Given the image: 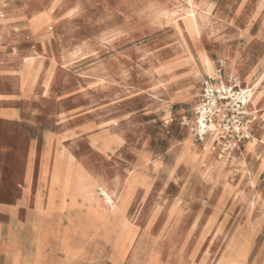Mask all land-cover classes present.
Wrapping results in <instances>:
<instances>
[{
    "label": "rangeland",
    "instance_id": "1",
    "mask_svg": "<svg viewBox=\"0 0 264 264\" xmlns=\"http://www.w3.org/2000/svg\"><path fill=\"white\" fill-rule=\"evenodd\" d=\"M260 3L205 0L208 12L200 36L178 38L172 19L182 20L183 0H0V48L8 65L0 92L15 94L19 66L31 59L42 83L49 86L44 84L43 95L42 87L37 88L36 101L9 102L4 108L21 112L25 124L38 127L60 119L57 132L72 129L68 146L82 161L69 157L62 208L69 196L72 206L81 199L80 207L87 212L67 215L74 232L59 240L60 251L61 242L79 247L82 237L92 252L89 264L117 260L114 247L123 229L106 219L99 194L91 204L78 191V174L88 168L111 183L139 180L129 217L135 225L134 244L144 246L141 256H148V264H223L222 258L233 249L243 252L244 264H264ZM156 5L173 17L158 16ZM50 8L51 30L31 33L34 12ZM236 14L238 18H232ZM199 50L216 62V77L194 79L191 66ZM224 50L241 68V86L229 79ZM248 85L256 89L257 108L245 107L240 100L241 88ZM204 111L205 124L215 129H207L202 137L194 122ZM4 127L9 136L1 134L0 144H9L10 155L16 154L13 149L21 150L17 161H9L11 184L21 177L28 138L18 125ZM102 135L118 137L120 144L110 145L105 153L103 142H94ZM252 137L256 143L249 151ZM204 138H215L208 154ZM14 202L0 195V206ZM64 254L66 259L80 256ZM130 257L116 264H135Z\"/></svg>",
    "mask_w": 264,
    "mask_h": 264
},
{
    "label": "crops",
    "instance_id": "2",
    "mask_svg": "<svg viewBox=\"0 0 264 264\" xmlns=\"http://www.w3.org/2000/svg\"><path fill=\"white\" fill-rule=\"evenodd\" d=\"M1 39L0 34V43ZM222 55L228 57L229 50H224ZM6 60L4 49L0 48V78H4V71L8 67ZM41 76L38 73L32 88L22 89L17 84L14 95L0 92V135L9 136L4 126L11 124L18 125L22 135L26 133L28 138L26 149L21 155V177L11 184L8 180L9 161H17V153H21V150L13 149L16 154L10 155L9 144H0V164H3L0 167V195L4 199H15L14 204L4 203L0 206V215L4 219L0 222V264H89L86 255L66 259L65 254L59 250V241L55 239L57 234L60 236L64 232H74L67 215L87 212L85 207H80L81 199L72 206L69 196L65 198L66 208H62L65 173L70 166L69 156L72 155V148L68 145L73 140L74 132L69 128L57 132L61 127L57 117H54L52 126L38 127L34 122L25 124L21 112L4 108V104L9 102L36 101L37 88L42 87L43 95L45 85ZM30 117L33 121L36 119L35 116ZM56 169L61 174L58 185L53 181ZM83 243L87 249V239L83 241L80 237L81 248ZM140 258L146 259L142 256Z\"/></svg>",
    "mask_w": 264,
    "mask_h": 264
},
{
    "label": "bare ground",
    "instance_id": "3",
    "mask_svg": "<svg viewBox=\"0 0 264 264\" xmlns=\"http://www.w3.org/2000/svg\"><path fill=\"white\" fill-rule=\"evenodd\" d=\"M204 3H205V0H183L182 11L184 14L180 16L182 20L179 21L176 17L172 19L173 26H174V33L178 38H185L186 36L197 38L198 36H200L203 21L206 17L204 16V13L206 14L208 12L203 7ZM154 8L159 10L158 16L162 14L166 18L173 17L172 16L173 13H169L168 11H163V10L161 11V8L157 5L154 6ZM260 8H264V0H261ZM51 11H52V8H50V10H45L43 12H34V14L29 20L30 22L29 30L31 33H37L40 30H46V29L51 30V22H52ZM0 13H1V10H0ZM232 18L237 19L238 14L232 16ZM262 28H264V20H263ZM228 58H229V62H228V66L227 65L226 66L228 69L229 79L236 80L237 84L241 86L242 79L244 78L241 68L238 66L237 62L234 59H230V51H229ZM33 63H34L33 59L28 60V61L26 60V61L21 62L19 66V69L17 71L18 77H16L15 80L17 81V84L22 89H25L26 87L32 88L36 83L38 73L33 70V65H34ZM198 67L200 69H198ZM191 68H192V73H193L192 75L194 76L195 80H199L203 76L216 77L217 75L216 62L213 61L211 57L208 55V53L204 50L198 51L197 59H195ZM44 84L48 86L47 85L48 82H44ZM224 87L225 85L223 84L222 89ZM255 91L256 89L251 85H248L246 89L241 88V93L239 94L242 95L243 97L240 100L241 102L244 103L245 107L253 104V106L257 108L258 103H257V97H256ZM229 98L230 97H227L226 99H229ZM216 101L217 99L215 97H212L211 103L215 104ZM205 117H206V111L203 112V117L201 118L199 117L195 119V122H194L197 130H199L200 133L202 134V137H204V135L208 133L207 129H209L210 131H214L215 129L214 125L207 127V125L205 124L203 120ZM89 138H92V137H89ZM215 138H216V135H215ZM215 138H212L211 141L208 140L209 142H206L205 141L206 139L204 138V141H205L204 146H205L206 154H208V152L210 151L212 147V143L215 140ZM98 140L103 142V147L101 150L105 153H107L106 150L110 145L118 146L120 144L119 138L115 136H111V135L98 136L97 138L94 139V142L96 143ZM255 143H256V140L252 137L251 142L249 143V149H250L249 151L253 150ZM231 148L232 146H228V151H230ZM63 152L61 155H63ZM61 155L59 157H63ZM69 157L73 160H77L80 163H82L81 160L76 159L72 155H70ZM263 163H264V159H263ZM78 176H79L78 191H79V194L83 197V199L87 201L88 203L92 204L95 201V196L99 194L105 201L104 211H105L106 219L110 220L111 222H117L118 227L123 229L125 233L123 234L121 241H119L118 244L114 247V252L116 256L115 258L117 260H111L112 262L111 264H116V262L119 260H125L129 254H131L130 261L132 263L148 264L149 263L147 262L148 261L147 255H149L148 253L146 255L147 256L146 259L140 258L141 254L144 251H146L144 246H142L141 243L137 245L134 244L135 236H134L133 230L135 228V225H133L129 217L132 200L134 198L136 189L138 187L139 180L137 178L134 179V177H132L124 183H119V182L111 183L104 176L94 174L88 168L87 169L83 168L79 172ZM53 181L56 185H58L61 181V174L58 169H56L53 174ZM64 187H68L67 181H64ZM165 206L166 204L164 205V207ZM68 233L69 232L61 233L60 236L57 234L55 239L59 241L62 237L67 236ZM62 244L63 243L61 242V245H60L61 250L66 254L82 255V256L86 255L87 257L91 256L92 254L90 250L85 249L84 247L82 248L80 246L70 247L67 244H63L64 246ZM242 253H243L242 251L238 252L236 249H233V251L231 250L222 258V261H223L222 263L223 264H244L246 259H245V255H243ZM88 262H90V259H88Z\"/></svg>",
    "mask_w": 264,
    "mask_h": 264
}]
</instances>
